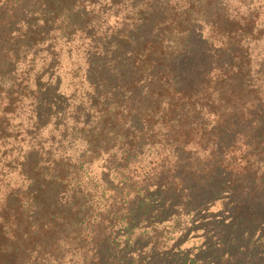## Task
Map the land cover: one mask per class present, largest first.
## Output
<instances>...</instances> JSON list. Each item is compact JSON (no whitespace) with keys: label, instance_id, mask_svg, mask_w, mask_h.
Listing matches in <instances>:
<instances>
[{"label":"trees","instance_id":"16d2710c","mask_svg":"<svg viewBox=\"0 0 264 264\" xmlns=\"http://www.w3.org/2000/svg\"><path fill=\"white\" fill-rule=\"evenodd\" d=\"M0 264H264V0H0Z\"/></svg>","mask_w":264,"mask_h":264},{"label":"rangeland","instance_id":"374dc122","mask_svg":"<svg viewBox=\"0 0 264 264\" xmlns=\"http://www.w3.org/2000/svg\"><path fill=\"white\" fill-rule=\"evenodd\" d=\"M63 61H66L67 62V60L65 59V58H63ZM68 63V62H67ZM63 75V82H65L66 84H65V86L67 85V84H70V78H71V74H62ZM221 205L219 204V205H216V206H213L212 208H211V211H212V213H215V212H218V211H220L221 209ZM190 218H192V216H189V217H187V216H184V217H182V218H179V219H177L178 221H179V225L178 226H176V223H170V224H168V235H167V237H169V238H171L170 239V241H169V243L170 244H173L174 243V241L177 239V237H178V232H179V230L181 229V228H183V227H185L188 223H189V219ZM175 221H176V219H175ZM192 225V220H191V223H190V226ZM176 228V229H175ZM203 228H202V226H200L199 228H197V229H195L194 231H193V233H194V235L196 236V231H200V230H202ZM175 230V231H174ZM174 231V232H173ZM189 238H190V235H189ZM188 238V239H189ZM200 242L201 241H199L197 238H195V237H191L187 242H186V244H184L183 245V247L184 246H191L193 243L194 244H200Z\"/></svg>","mask_w":264,"mask_h":264}]
</instances>
